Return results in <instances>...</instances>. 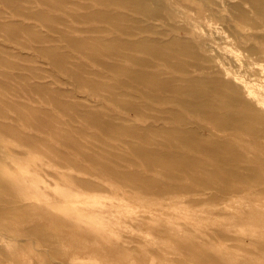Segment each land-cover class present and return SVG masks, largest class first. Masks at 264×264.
<instances>
[{"label":"rangeland","instance_id":"1","mask_svg":"<svg viewBox=\"0 0 264 264\" xmlns=\"http://www.w3.org/2000/svg\"><path fill=\"white\" fill-rule=\"evenodd\" d=\"M122 1L0 0V264H264V122L249 118L264 116L254 98H264V0H159L164 18ZM172 38L212 71L178 73L127 46ZM155 67L165 79L250 80V95L240 86L228 104L211 97L245 115L246 129H219L170 103L145 107L127 71ZM170 107L179 120H153ZM140 148L160 150L164 168H146Z\"/></svg>","mask_w":264,"mask_h":264},{"label":"bare ground","instance_id":"2","mask_svg":"<svg viewBox=\"0 0 264 264\" xmlns=\"http://www.w3.org/2000/svg\"><path fill=\"white\" fill-rule=\"evenodd\" d=\"M5 1H7V0H5ZM96 1L101 3V5L104 6V7L107 6V5H111V4L123 5L122 4L123 3L122 0H120V2H119V0H117V1L116 0H112V1H109V0H96ZM153 2L155 4L154 7H152V6L151 7L150 6H144L142 1H139V0L135 1V4L137 3L136 5L133 4L132 6L130 5L129 7L133 11H137L138 13L142 14L146 18L153 17V16H154V18H158V17H163L164 18V16L161 15L160 8H165L163 4H166V6H168V4L167 3H163V2L161 3V1H159V0H153ZM238 3H240V2H238ZM260 3H261V5H264V3H262V2H260ZM243 4H241V5L243 6ZM243 7L247 8L246 5L243 6ZM252 7H255V6L253 5ZM98 15H99V17L101 19L108 20L111 17L112 14L111 13L106 14V12L105 13L103 12V13H100ZM116 16L121 17L122 15L121 14H117ZM86 18H88V16H86ZM235 19H237V18H235ZM174 26H175V30H177V31L183 28V26H181V25H174ZM248 27H250V26H248ZM170 40L171 41H169V42L166 41V43L162 44L161 46H156V47H153V46L151 47L150 46L149 47V44L145 45V41L140 39L137 42H131V43L129 42V44H127V46H128L129 49L130 48H136L137 50H141V51H145V52L149 51V54L153 57L154 60L157 57L159 59V61L160 60L162 61V64L165 67H169L170 69H173V70L177 71L178 73H182V74L183 73L184 74L185 73H191L192 71H195V70H200V71L205 70L206 72L212 71V67L210 65H205V64L197 63V62H189L187 59L183 58V56L185 54L187 55L189 53L192 54V57H195V58L197 57V53L196 52L188 51L189 48L187 46L188 45L187 41L179 40L178 38H172ZM150 42L152 43V41H150ZM167 45H169L171 49L166 50V46ZM176 46H181L182 48L179 49ZM115 47H116V45H113L111 47L103 49V51H105L107 53L108 52L109 53H114V52L117 51V50H114ZM117 48H118V46H117ZM119 48H120V46H119ZM115 54H117V55L119 54L120 57L127 58L128 60H132V61L135 62V64L138 63L140 65H148L150 67H154L155 66V63H153V59H150V58H145V57L133 58L128 53L126 54V53H118L117 52ZM206 59L210 60V57H206ZM223 68H224V70H222V72L225 73V74H228L227 69L225 67H223ZM243 69H244L245 72H247V70H248V68H246V66ZM127 72H128L127 75L129 77V79L130 78L132 79V80L130 79L132 83L131 82L127 83V86L130 87L131 89H135L136 91H140V95L145 97L146 99H148V101L143 104L145 107H148L149 105L154 104V103H159V104L170 103L173 106L181 107L182 109H184L185 111L191 113L194 116L200 117V119H202V120H204L206 122H212L219 129H232V130L233 129H236V130H238V129H244L245 130L246 129V126H245L246 123L244 124V121L246 120V116L245 115H242V114H239V113L230 112V111H227V110H221L222 106H219L218 104H216L215 100L213 101V98L214 99L215 98L218 99V101L220 100L221 104H228V102H230V100L227 97L226 93L228 92V90L231 89L235 93L239 94L240 86H242V88L244 87L245 89H247V93L250 95L252 93V89L250 87V80H248V79H241L239 85H236L235 83H233V81H230L228 79L224 80V79L220 78L219 76H216V77H194V76H190L188 78H183L182 75L173 73L174 75L173 74H169V77H166V79H165V78L160 77V75L164 73V70L163 69H159L158 67L150 69L149 71H141L139 69L138 70L134 69V70L131 71V70L128 69ZM217 73H220V72L218 71ZM220 75H221V73H220ZM125 82H126V80H125ZM259 85H261V84H259ZM142 86L145 87L146 89H142L141 88ZM118 90H120V89H118ZM163 92L172 93V95H166L165 96V95H163ZM181 93L182 94L183 93H186V94L191 93L194 96H196V100L190 99V98H188L186 96H182ZM200 94L202 96L205 95V96H203L204 98L202 97V99H199V97L201 96ZM244 94H245V92H244ZM254 95H256V97H254L256 103H259V105L261 104L263 106V109H264V98L258 96V94H254ZM126 96L129 97V95H126ZM211 97H213V98H211ZM136 98H138V97H136ZM132 99H135V98H132ZM236 99H239V97H234V99H232V101H234ZM250 101H252V100H250ZM119 103L123 107H125V108L128 107L129 109H132V110H135L136 107L137 108L139 107V104L137 105L134 102V100L132 101V100H127L126 99V100H123V101H119ZM160 111H162V110H160ZM165 112H168L170 114V116H165V115H156L155 116L154 115L152 117L153 120H161V119H163L164 121H166L167 119H170V120L174 121V120H179V118L181 116L180 113H177V115H175V111L172 110L171 107L168 110H165ZM249 118H252V119H255V118L257 119L258 118L259 120L264 122V116H260L259 115L258 117L254 116V117H249ZM252 125H253V123H252ZM258 125H260V124H258ZM146 128L150 129V128H153V127H152V125H148V126H146ZM153 129H158L159 131H164V127L163 126H155ZM174 129H176V128H174ZM247 129H249V128H247ZM165 130L168 131L170 129H165ZM172 133H173V131H172ZM179 136H180L178 138L179 141H182V142H188L189 141L188 136H184V135H179ZM166 141H167V139H166ZM155 143L158 144V145L159 144L162 145L165 142L162 143L160 141H157ZM138 150H139L138 152L142 156V159H144V161H145V167L146 168L154 169L155 166H159V165L162 168H164V165H165L164 162H161L160 160H157V158L159 159V158L162 157V155L160 153V150H158V149H149V148H143V149L140 148ZM219 159L221 160V158H219ZM185 161H186L185 163H187L186 164L187 166L191 165V163L193 162V160H191V159H188V160H185ZM215 163H217V162H215ZM229 165H231V164H228V167H229ZM234 165H236V164H234ZM233 167H232V169H233ZM218 168L220 169L221 167H218ZM245 172H247V171H245ZM255 172H257V171H255ZM254 174H256V173H254ZM241 176H243V175H241ZM257 176H259V175H257ZM144 179H146V178H144ZM194 179L197 182L201 183V184H205L207 182V180H204V179H201V178H194ZM253 179L256 180V178H253ZM262 179H263V177H262ZM247 184H248V181H247Z\"/></svg>","mask_w":264,"mask_h":264}]
</instances>
